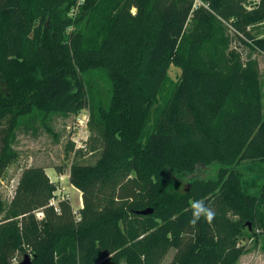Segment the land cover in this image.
Returning <instances> with one entry per match:
<instances>
[{
  "label": "trees",
  "instance_id": "1",
  "mask_svg": "<svg viewBox=\"0 0 264 264\" xmlns=\"http://www.w3.org/2000/svg\"><path fill=\"white\" fill-rule=\"evenodd\" d=\"M80 1L0 0V175L19 131L78 115L95 74L107 88L90 102L101 156L71 167L79 217L50 205L45 168L25 169L11 201L0 198V264H162L171 250L169 264H236L249 220L264 237V183L252 191L238 169L264 173V84L242 49L264 54V30L252 31L264 0ZM214 163L216 178L180 188ZM194 199L215 210L211 224L189 223Z\"/></svg>",
  "mask_w": 264,
  "mask_h": 264
},
{
  "label": "rangeland",
  "instance_id": "2",
  "mask_svg": "<svg viewBox=\"0 0 264 264\" xmlns=\"http://www.w3.org/2000/svg\"><path fill=\"white\" fill-rule=\"evenodd\" d=\"M258 30H264V23L259 25V27H254L252 31L256 33ZM238 42L233 43L230 50L236 48V46L241 48L242 46ZM242 49H245V51L250 53L258 61L259 71L264 84V67H261V64L264 63V56H261L258 52H251L246 47ZM169 75L171 80L175 82L181 75V69L172 66ZM95 80L99 85L96 86L94 85L95 82H91L89 89L93 97H90L88 100L89 103L87 102V105L78 115L73 114L68 117H55L51 123L52 132L47 131L42 125L36 134L32 132H18L15 143L18 157L10 162L0 175V198L3 203H9L15 195L20 177L25 169L30 167H43L51 181L57 185V191L54 195L55 203L59 204L61 201H67L71 205L76 217H79V211L84 207V200L82 192L70 182L71 167L76 163L83 165L94 164L101 156L103 139L97 130H90L89 127L85 131V137H89L87 145L84 148H78L74 145L73 151L69 149L70 142L75 144V135L78 140L85 138L79 137L80 126H78V122L80 116H88L90 124V102L92 99L98 100L100 95L101 97L106 96V82L97 74H95ZM94 87H98L99 90H95ZM91 135H94L92 142L90 141ZM219 168L220 165L217 163L198 167L193 175L181 183L180 188H186L193 178H216ZM238 169L243 173L244 186L252 187V191L264 183V173L259 172L262 170L260 165L253 164V162H245ZM43 216L44 214L41 211L37 212L38 219H41ZM247 225L244 229V238L241 240L243 253L236 264H264V237L260 235V230H257L253 226L251 220L248 221ZM175 254L176 250H171L162 264H169ZM22 260L23 255L17 259L18 262L16 264Z\"/></svg>",
  "mask_w": 264,
  "mask_h": 264
},
{
  "label": "clouds",
  "instance_id": "3",
  "mask_svg": "<svg viewBox=\"0 0 264 264\" xmlns=\"http://www.w3.org/2000/svg\"><path fill=\"white\" fill-rule=\"evenodd\" d=\"M191 219L189 223L195 226L201 219L205 220L207 223L211 224L215 219V210L207 205L202 199H194L191 201Z\"/></svg>",
  "mask_w": 264,
  "mask_h": 264
},
{
  "label": "built area",
  "instance_id": "4",
  "mask_svg": "<svg viewBox=\"0 0 264 264\" xmlns=\"http://www.w3.org/2000/svg\"><path fill=\"white\" fill-rule=\"evenodd\" d=\"M84 1L85 0H81L79 2V4L83 3ZM201 6H204V7L208 8V5L207 4H204L200 0H195L194 9H197V8H199ZM76 10H77V8L75 9V11ZM75 11H74V13H75ZM88 125H89V118H88V116H86V115L80 116L79 122H78V126H80V129H79V137H85V131L89 128ZM88 141H89V137H85V138L80 139V140L76 139V135L74 137V142H75L74 145H76L78 148H84L87 145V142ZM50 205L53 206L56 211H60L59 204H56L55 203V197L51 200ZM43 218H44V216L40 220H42Z\"/></svg>",
  "mask_w": 264,
  "mask_h": 264
},
{
  "label": "water",
  "instance_id": "5",
  "mask_svg": "<svg viewBox=\"0 0 264 264\" xmlns=\"http://www.w3.org/2000/svg\"><path fill=\"white\" fill-rule=\"evenodd\" d=\"M151 212H152V210L148 208L144 211H141L140 213L146 215V214H149ZM18 264H33L32 263V257L30 255H25L24 259L21 262H19Z\"/></svg>",
  "mask_w": 264,
  "mask_h": 264
},
{
  "label": "crops",
  "instance_id": "6",
  "mask_svg": "<svg viewBox=\"0 0 264 264\" xmlns=\"http://www.w3.org/2000/svg\"><path fill=\"white\" fill-rule=\"evenodd\" d=\"M260 55H261V56H262V55L264 56V54H261V53H260ZM261 67H264V63L261 64ZM261 73H262V72H261Z\"/></svg>",
  "mask_w": 264,
  "mask_h": 264
}]
</instances>
